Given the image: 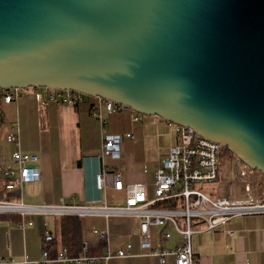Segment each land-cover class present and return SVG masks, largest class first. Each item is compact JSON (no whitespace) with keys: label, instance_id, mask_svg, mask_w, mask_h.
I'll return each instance as SVG.
<instances>
[{"label":"water","instance_id":"95a60500","mask_svg":"<svg viewBox=\"0 0 264 264\" xmlns=\"http://www.w3.org/2000/svg\"><path fill=\"white\" fill-rule=\"evenodd\" d=\"M71 89L264 175V0H0V89Z\"/></svg>","mask_w":264,"mask_h":264},{"label":"crops","instance_id":"0c3cea01","mask_svg":"<svg viewBox=\"0 0 264 264\" xmlns=\"http://www.w3.org/2000/svg\"><path fill=\"white\" fill-rule=\"evenodd\" d=\"M19 95L16 101L9 103L0 97V167L9 163L14 148L6 135L17 130L21 150L39 158L40 177L23 185L21 200L24 203L56 204L63 199L67 204L84 205L100 198L110 204L115 194L98 192L94 186V174L100 165L118 167L126 182L142 183L148 197H152L154 170L176 143L177 125L154 115L140 114L139 119L133 120L129 110L107 113L104 109L105 123L101 125L90 113L94 97L84 96L72 106L54 101L42 105L44 95L31 87L20 89ZM127 133L132 137H126ZM108 135L122 138L119 161L97 158L102 140ZM2 186L0 175V201L16 197ZM13 215L0 213V257L32 264L42 258L44 236L56 239L57 250L62 247L60 216L34 214L32 224L21 228L18 226L20 217ZM79 218L82 241L88 243L89 253H102L106 248L115 253L126 243L130 244L131 256H114L106 264H161L148 256L139 244V219L100 213H87ZM228 227L235 230L230 239H224L220 232L192 235L191 248L198 264H264V214L235 217ZM94 228H107V239L98 240L92 232ZM155 231L158 233L159 229ZM177 241L173 233V237L161 241V245L172 247ZM47 264L62 263L53 260ZM164 264H174L173 258H167Z\"/></svg>","mask_w":264,"mask_h":264},{"label":"built area","instance_id":"2783aa9c","mask_svg":"<svg viewBox=\"0 0 264 264\" xmlns=\"http://www.w3.org/2000/svg\"><path fill=\"white\" fill-rule=\"evenodd\" d=\"M34 89L44 95L42 105L54 101L75 106L87 96L71 89ZM19 90L0 89V97L6 103L16 101L20 96ZM94 100L90 113L101 125L105 123L102 109L107 113L129 110L133 120L140 118V113L121 103L99 96H94ZM176 127V143L154 170L151 198L142 183L126 182L118 167L100 165L94 174L95 189L113 193L116 197L110 200V204L106 203V199L98 198L84 205L67 204L63 199L56 204H26L21 200L23 185L38 181L40 177L39 158L36 154L21 150L18 131L14 130L6 135V140L14 148L9 163L0 167V175L4 190L16 194V197L1 200L0 213L18 215V226L21 228L32 224L31 216L34 214L80 216L100 213L105 216L135 217L139 219V244L148 256L156 258L161 264L166 263L169 257L173 258L174 264H198L191 248L194 233L220 232L224 239H230L235 234V230L228 227L232 219L241 215L264 214V175L234 155L229 160L230 169L226 174L223 147L218 142L196 134L190 127ZM125 136L131 138L132 134ZM121 139L119 135L105 136L97 158L119 161ZM198 184H216V190L206 193L196 187ZM156 229H159L158 233ZM92 232L98 240H106L109 233L107 228H94ZM173 233L178 237L175 245L162 246L161 241L171 239ZM130 254L129 243L115 253L106 248L101 254H91L88 243L82 241L81 252L76 256L69 255L63 246L53 256L43 249L42 258L32 264H47L53 260L62 264H106L114 256L129 257ZM0 264L26 263L0 257Z\"/></svg>","mask_w":264,"mask_h":264},{"label":"trees","instance_id":"16d2710c","mask_svg":"<svg viewBox=\"0 0 264 264\" xmlns=\"http://www.w3.org/2000/svg\"><path fill=\"white\" fill-rule=\"evenodd\" d=\"M225 152L233 156V154L229 150L223 147L222 154ZM3 191L4 190H2V192ZM17 218L19 219L18 215ZM59 230H60L61 246L66 248L69 255L76 256L80 254L81 246H82V227L79 216L76 215L60 216ZM42 244H43V249L47 250L50 256H53L56 253L57 242L55 238L51 236H44L42 238ZM98 254H101V252Z\"/></svg>","mask_w":264,"mask_h":264},{"label":"rangeland","instance_id":"374dc122","mask_svg":"<svg viewBox=\"0 0 264 264\" xmlns=\"http://www.w3.org/2000/svg\"><path fill=\"white\" fill-rule=\"evenodd\" d=\"M223 156H224V160H225V165L227 167L226 173H229V169H230V161L229 160L232 156L226 152L223 153ZM196 187L199 188L200 190L206 192V193H209V192L216 190L215 184H201V185L198 184V185H196Z\"/></svg>","mask_w":264,"mask_h":264}]
</instances>
